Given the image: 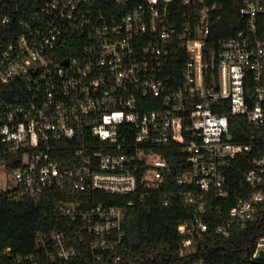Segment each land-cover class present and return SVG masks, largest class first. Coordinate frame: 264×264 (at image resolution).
Instances as JSON below:
<instances>
[{"label": "built area", "instance_id": "built-area-1", "mask_svg": "<svg viewBox=\"0 0 264 264\" xmlns=\"http://www.w3.org/2000/svg\"><path fill=\"white\" fill-rule=\"evenodd\" d=\"M239 3L238 30L212 43L225 12L214 0H0V30L13 27L0 53V192L74 195L58 212L71 233H36L34 254L16 264L81 253L87 264H125V207L94 204L91 193L156 184L168 164L155 149L176 144V182L201 239L202 216L228 195L226 171L251 151L233 142L228 118L264 133V0ZM241 179L250 192L216 216L223 237L254 220L264 156ZM260 252L264 238L248 264Z\"/></svg>", "mask_w": 264, "mask_h": 264}, {"label": "trees", "instance_id": "trees-1", "mask_svg": "<svg viewBox=\"0 0 264 264\" xmlns=\"http://www.w3.org/2000/svg\"><path fill=\"white\" fill-rule=\"evenodd\" d=\"M214 1L223 4L225 12L220 33L211 36L212 43L218 38L226 39L233 35L238 30L235 23L240 20V0ZM12 28L8 25L0 30V53L12 39ZM228 123L233 142L248 146L251 151L247 156L234 160L226 171L228 195L213 201L212 206L218 208L213 216H202L207 231L201 233V239L192 230L199 215L195 208L184 203L185 187L176 182V164L185 157L180 145L155 149L154 153L168 164L165 177L156 184L142 181L137 192L127 196H111L101 191L91 193L94 204L125 207L123 229L126 236L119 252L125 264L249 263L257 239L264 238V200L256 207L254 220L244 228L234 224L229 237L216 233L215 227L220 221L216 216L226 217L235 200L250 192L241 175L252 168L255 158L264 156V133L254 129L242 117L230 116ZM259 190L264 195V183ZM73 196L68 188L47 190L38 200L27 195L16 198L10 192H0V264H16L18 258L34 254L36 233H71L69 220L61 218L58 212ZM130 202L132 205L127 206ZM164 202L168 205L164 206ZM7 249L9 251L4 254ZM87 262L81 253L77 259L62 264ZM40 264L49 262L42 260Z\"/></svg>", "mask_w": 264, "mask_h": 264}, {"label": "water", "instance_id": "water-1", "mask_svg": "<svg viewBox=\"0 0 264 264\" xmlns=\"http://www.w3.org/2000/svg\"><path fill=\"white\" fill-rule=\"evenodd\" d=\"M250 264H264V252H260L257 259L252 261Z\"/></svg>", "mask_w": 264, "mask_h": 264}]
</instances>
